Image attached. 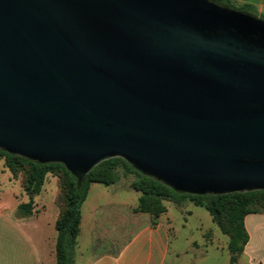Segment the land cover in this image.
Returning a JSON list of instances; mask_svg holds the SVG:
<instances>
[{"label":"water","instance_id":"1","mask_svg":"<svg viewBox=\"0 0 264 264\" xmlns=\"http://www.w3.org/2000/svg\"><path fill=\"white\" fill-rule=\"evenodd\" d=\"M0 151L81 181L264 191V20L211 0H0Z\"/></svg>","mask_w":264,"mask_h":264},{"label":"rangeland","instance_id":"2","mask_svg":"<svg viewBox=\"0 0 264 264\" xmlns=\"http://www.w3.org/2000/svg\"><path fill=\"white\" fill-rule=\"evenodd\" d=\"M118 173L119 179L114 185L94 183L91 186L82 207L83 229L73 264H92L100 254L115 252L140 226L135 209L141 193L131 187L137 176H125L122 166ZM24 177L25 172L13 177L5 168L4 160L0 161V202L7 204L12 217L9 211L6 215L0 211V264H56L48 252L53 250L57 236L55 223L64 208L62 201L57 202L61 195L60 176L48 174L40 195L33 198V215L21 219L17 208L30 201L23 186ZM122 202L131 203L126 211L119 207ZM164 204L167 212L162 220L171 230L167 264H229V238L213 223L205 208L196 207L189 199L182 205L172 201ZM257 214L264 215V210ZM94 219L100 222L93 225Z\"/></svg>","mask_w":264,"mask_h":264},{"label":"trees","instance_id":"3","mask_svg":"<svg viewBox=\"0 0 264 264\" xmlns=\"http://www.w3.org/2000/svg\"><path fill=\"white\" fill-rule=\"evenodd\" d=\"M211 1L255 17L258 16L255 8L248 4L236 5L232 0ZM260 18L264 20L263 17ZM1 160H4L5 168L13 177L25 172L23 186L30 196V201L18 206L17 215L21 219L33 215V198L40 195L48 174L53 173L60 176L61 195H59L57 202L62 201L64 208L55 223L57 264H73L74 262V251L82 218L81 207L88 197L91 185L94 183L106 186L114 185L119 179L118 168L120 166L124 168L125 176L128 174L137 176L131 184L132 189L141 193L135 211L149 214L153 225H156L159 218L167 212L164 201H172L177 205H182L184 201L189 199L196 207L205 208L210 213L213 223L229 238V264H239L249 242V234L245 226L246 217L264 210V191L220 196L183 194L140 174L121 159H111L101 163L81 181L61 164H40L3 151H0Z\"/></svg>","mask_w":264,"mask_h":264},{"label":"crops","instance_id":"4","mask_svg":"<svg viewBox=\"0 0 264 264\" xmlns=\"http://www.w3.org/2000/svg\"><path fill=\"white\" fill-rule=\"evenodd\" d=\"M232 1L236 5L248 4L253 6L258 14V17L264 18V0ZM7 179L10 181L9 177H7ZM139 197L140 196L138 195L137 204ZM130 205L131 203L129 202H122L119 207L122 211H126ZM6 207V203L0 202V211L2 214L6 215L9 211V215L11 217V211ZM82 207L80 233L76 246L79 245V239L83 229ZM139 217L140 218H138L137 223H139L140 226L130 239L121 245L115 252L107 251L100 254L94 259L92 264H167L171 251V230L167 223L162 220L163 216L159 218L156 225H153L149 214L139 213ZM99 222V219H94L92 221L93 225ZM245 226L249 234V242L246 245L244 254L239 260V264H264V215H248L245 219ZM56 239L57 236L55 238V243L53 244V250L48 253L50 254L49 258L57 264L55 251Z\"/></svg>","mask_w":264,"mask_h":264}]
</instances>
